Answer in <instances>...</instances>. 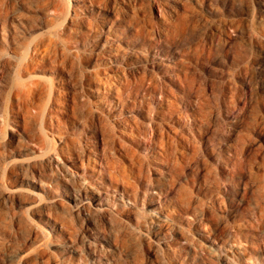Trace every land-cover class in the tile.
<instances>
[{
	"label": "rangeland",
	"instance_id": "obj_1",
	"mask_svg": "<svg viewBox=\"0 0 264 264\" xmlns=\"http://www.w3.org/2000/svg\"><path fill=\"white\" fill-rule=\"evenodd\" d=\"M0 264H264V0H0Z\"/></svg>",
	"mask_w": 264,
	"mask_h": 264
}]
</instances>
